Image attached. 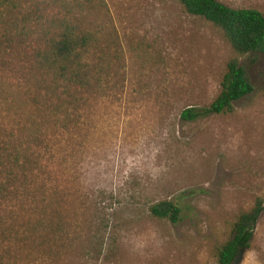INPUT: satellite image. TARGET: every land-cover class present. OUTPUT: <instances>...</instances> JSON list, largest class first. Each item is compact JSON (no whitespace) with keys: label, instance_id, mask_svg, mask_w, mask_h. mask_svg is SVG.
<instances>
[{"label":"rangeland","instance_id":"rangeland-1","mask_svg":"<svg viewBox=\"0 0 264 264\" xmlns=\"http://www.w3.org/2000/svg\"><path fill=\"white\" fill-rule=\"evenodd\" d=\"M20 1L32 23L0 69L14 86H4L14 102L0 105L1 126L8 131L19 113L29 120L37 76L27 75L25 59L64 24L95 36L90 77L99 58L103 72L79 121L47 131L59 132L47 137L50 150L33 148L58 194L47 218L62 221L63 233L33 232L39 206L3 204L0 264H217L232 224L258 199L263 210L235 264H264V54L238 56L217 28L174 0ZM218 1L264 15V0ZM233 58L253 92L233 113L181 120L185 108L215 99ZM161 201L178 204L177 223L150 214Z\"/></svg>","mask_w":264,"mask_h":264},{"label":"trees","instance_id":"trees-1","mask_svg":"<svg viewBox=\"0 0 264 264\" xmlns=\"http://www.w3.org/2000/svg\"><path fill=\"white\" fill-rule=\"evenodd\" d=\"M174 1L186 14L200 17L217 28L238 56L264 54V15L260 11L231 8L218 0ZM22 5L20 0H0V69L6 65L8 53L25 42L30 34L32 20L23 13ZM33 21L38 22V19L34 18ZM95 41V36L90 32L78 31L66 23L58 33L47 37L42 46L33 49L24 62L27 75L33 78L37 76L34 94L29 102L33 113L28 121H24L20 113L14 115L13 127L8 131L6 126L0 125V206L17 204L22 210L25 206H39L44 213L33 218L32 230L35 233L43 231L55 237L59 232L63 233V222H55L53 214L47 218V210L54 206V198L58 194L52 174H44L43 167L46 168V165L45 162L42 165L43 157L40 159L35 155L33 148L37 143L50 150L46 139L59 132L52 135L46 132L69 131V125L79 121L77 113L86 103L91 82L98 89L101 87V58L93 66L95 81L92 80L94 77H90V45L93 46ZM7 82L5 77H0V105L11 106L14 93L4 89ZM7 86L14 87L11 84ZM252 92L253 86L245 68L237 58H233L226 64L215 99L206 107L185 108L180 113V119L189 122L211 115L233 113L234 104ZM262 94L264 96V89ZM34 112L37 116H34ZM262 210V201L258 199L251 210L238 215L228 239L217 250V264H235L249 248ZM149 212L153 217L175 224L180 220L181 209L172 201H161L150 206ZM9 217L15 219V216ZM22 219L29 223L32 218Z\"/></svg>","mask_w":264,"mask_h":264}]
</instances>
